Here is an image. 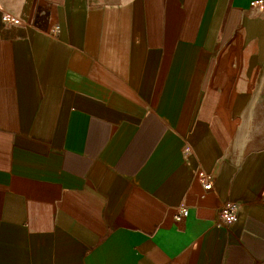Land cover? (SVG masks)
Wrapping results in <instances>:
<instances>
[{
	"label": "crops",
	"instance_id": "0c3cea01",
	"mask_svg": "<svg viewBox=\"0 0 264 264\" xmlns=\"http://www.w3.org/2000/svg\"><path fill=\"white\" fill-rule=\"evenodd\" d=\"M0 264H264V0H0Z\"/></svg>",
	"mask_w": 264,
	"mask_h": 264
},
{
	"label": "built area",
	"instance_id": "2783aa9c",
	"mask_svg": "<svg viewBox=\"0 0 264 264\" xmlns=\"http://www.w3.org/2000/svg\"><path fill=\"white\" fill-rule=\"evenodd\" d=\"M262 4H263V1H257V2L252 3L253 6L262 5ZM3 21L9 24H19L20 23V19L12 15H4ZM199 177L204 182V187L206 190L212 189L213 184H212V178L210 174H207L202 171L199 173ZM188 215H189V209L183 206L178 209V212L175 215V219L177 221H182ZM237 216H238V205L233 202L226 203L220 211L221 221L217 223V227L221 228L225 225H229L235 222L237 220Z\"/></svg>",
	"mask_w": 264,
	"mask_h": 264
}]
</instances>
